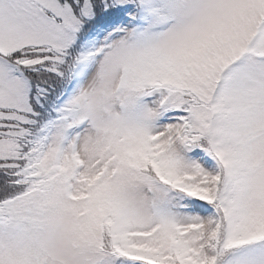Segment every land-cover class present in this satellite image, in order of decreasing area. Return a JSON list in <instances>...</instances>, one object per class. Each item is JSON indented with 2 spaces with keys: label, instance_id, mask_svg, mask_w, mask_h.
<instances>
[{
  "label": "snow or ice",
  "instance_id": "6c2138e0",
  "mask_svg": "<svg viewBox=\"0 0 264 264\" xmlns=\"http://www.w3.org/2000/svg\"><path fill=\"white\" fill-rule=\"evenodd\" d=\"M0 264H264V0H0Z\"/></svg>",
  "mask_w": 264,
  "mask_h": 264
}]
</instances>
